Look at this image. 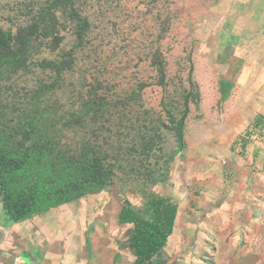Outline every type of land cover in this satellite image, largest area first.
Here are the masks:
<instances>
[{
    "label": "rangeland",
    "instance_id": "rangeland-1",
    "mask_svg": "<svg viewBox=\"0 0 264 264\" xmlns=\"http://www.w3.org/2000/svg\"><path fill=\"white\" fill-rule=\"evenodd\" d=\"M52 1L0 0V28L46 7L62 37L27 70L0 59V135L25 147L29 98L54 75L34 64L73 50L53 97L77 117L43 134L44 165L21 184L90 158L105 182L71 194L61 176L20 217L0 202V264H134V224L118 214L128 203L152 221L154 200L176 207L155 264H264V0H75L83 45ZM97 101L106 107L92 114Z\"/></svg>",
    "mask_w": 264,
    "mask_h": 264
},
{
    "label": "trees",
    "instance_id": "trees-1",
    "mask_svg": "<svg viewBox=\"0 0 264 264\" xmlns=\"http://www.w3.org/2000/svg\"><path fill=\"white\" fill-rule=\"evenodd\" d=\"M73 1L75 0H53L50 6L54 9H58V7L63 9L66 16L65 23L72 27V33L79 41L78 43L83 45L85 35L90 27L89 20L88 16L84 15ZM53 12L47 10L46 7L39 8L31 12L32 16L25 27L16 31L0 28V59H13L15 61V68L12 72L9 70V73L29 69L32 65L30 62L32 57L43 47V43L52 45L54 39H62L61 36H57L58 23L50 17L53 16ZM38 26L47 29L42 37L43 40L36 33H33L32 29ZM74 62L75 56L73 50H70L64 53L59 61L50 60L48 63L45 61V65L42 61H37V64L33 63L38 67L48 68L54 75L49 83H39L29 98L31 114L24 124L22 133L23 139L25 137L26 140L24 142L23 139L22 141L19 140L21 143L23 142L25 147L10 146L3 134L0 135V202L12 216L24 215L37 200L43 201L49 197L52 198L53 183L62 179H64L63 186L66 192L71 194H75L76 189L86 193V191L93 190L105 182L104 175L106 172L102 164L98 161H91L90 158L81 162L76 169L70 164H66L64 173L55 178L44 177L40 188L30 181L21 184L22 180L28 179V172L32 165L37 164L40 167L44 165L43 158L46 152L42 149L43 144L41 145L43 134L48 135L51 129L55 130V127L57 129L59 125L71 123L77 117L75 112L64 110L62 102L53 97V94L58 93L57 91L61 88H67L63 74L72 69ZM73 91L76 93L75 89ZM45 95H49L48 100L42 98ZM45 99L47 98L45 97ZM91 103L90 111L92 112L90 113L92 114H99L106 107V105L101 106V101ZM94 105L99 107L98 110L93 109ZM178 135L181 138V130L178 131ZM52 166L55 167L54 164ZM61 176H63L62 179H60ZM30 186L35 190L39 188L38 194L36 191L32 192ZM63 201L65 200L63 199ZM152 205V221H148L144 216L132 211L128 203L122 205L118 214L120 223L134 224L132 234L136 254L134 264H155L156 256L173 230L176 207L159 200H154Z\"/></svg>",
    "mask_w": 264,
    "mask_h": 264
}]
</instances>
